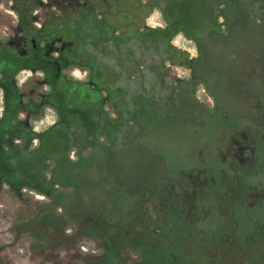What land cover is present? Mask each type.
<instances>
[{
	"label": "rangeland",
	"instance_id": "obj_1",
	"mask_svg": "<svg viewBox=\"0 0 264 264\" xmlns=\"http://www.w3.org/2000/svg\"><path fill=\"white\" fill-rule=\"evenodd\" d=\"M28 1L26 9L34 21V29L54 16L74 14L77 6L86 3H93L94 14L101 18L105 15L108 24L124 22L126 27L120 31L125 38L120 49L111 46L100 56L110 70L97 71L95 78L109 83L117 92L124 94L132 89L148 95L154 102L138 98L144 107L139 116L138 103L125 96L123 107L116 108V113L126 120L117 137L98 131L91 141H84L82 148V133L76 132V142L61 146L69 162L63 168L64 185L60 184L64 193L71 195L68 198L73 199L68 208H87L99 195L116 194L117 198H124L125 187L141 183L143 178L158 177L165 167L179 169L186 162L196 161L193 150L197 146L202 150L211 147L213 135L228 127L220 120L221 116L245 120L251 126L255 116H264V0ZM149 1L156 6L151 8ZM21 3L24 1L0 0V45L16 42L6 40L7 26L11 28L13 20H20ZM168 20H174V27L181 29L169 41L174 47L171 50L158 41L166 33L156 35L146 29L148 26L163 29ZM138 29L142 32L135 36ZM55 46H61V42ZM115 71H125L130 79L122 84L120 76L113 75ZM22 73L31 75L22 77ZM68 74L84 81L89 69L70 67ZM31 76L30 70H21L18 82L22 84ZM36 76L42 78L43 73L38 71ZM42 90L45 92L48 87L43 86ZM103 108L108 117H117L110 101H105ZM40 116L32 120L37 131L45 130L58 119L50 106L43 108ZM124 130L130 131L122 137ZM205 159L215 160L213 156ZM48 162L50 168L55 164L51 159ZM241 172L247 180L255 178L253 173ZM124 206L123 200L117 202L118 209ZM110 209L108 204L101 205L105 213Z\"/></svg>",
	"mask_w": 264,
	"mask_h": 264
},
{
	"label": "flooded vegetation",
	"instance_id": "obj_2",
	"mask_svg": "<svg viewBox=\"0 0 264 264\" xmlns=\"http://www.w3.org/2000/svg\"><path fill=\"white\" fill-rule=\"evenodd\" d=\"M13 24L18 29L19 20ZM7 30L6 40L15 39L24 61L0 66V116L8 96L28 101L37 90L29 80L18 82L21 70L37 75L29 62L35 38ZM49 91L50 85H40V95ZM220 120L228 127L213 135L211 147L193 150L195 162L125 187L124 198L99 195L75 209L68 208L69 194L55 205L35 193L28 196L41 208L28 211L0 201V264H264V116H255L252 126L229 116ZM119 200L124 209L117 208Z\"/></svg>",
	"mask_w": 264,
	"mask_h": 264
},
{
	"label": "trees",
	"instance_id": "obj_3",
	"mask_svg": "<svg viewBox=\"0 0 264 264\" xmlns=\"http://www.w3.org/2000/svg\"><path fill=\"white\" fill-rule=\"evenodd\" d=\"M22 1L24 3L18 8L20 20L15 32L35 38L37 50L29 62L31 66L38 67V71L42 70L44 75L42 78L35 75L29 79L28 82L37 90L28 101L8 96L6 112L0 116V201L18 202L20 209L28 211L41 208L34 206L30 197L32 194H47L55 205L63 203L67 198L64 197L66 193L60 188V184L64 185L62 180L66 171L63 168L69 162L68 154L61 146L70 144L71 141L76 142V132L82 133V148L85 146L84 141H91L98 131L109 137L116 134L117 137L121 124L126 120L121 119L116 108L123 107L125 96L138 103L139 116L144 107L140 106L138 98L149 99L150 102L152 100L148 95L136 93L132 89L124 94L123 91L117 92L109 83H101L95 78L97 71L110 70L108 65L102 63L100 56L111 46L120 49L125 38L124 32L120 31V28L126 27L124 22L108 24L105 15L101 18L94 14L93 3H86L77 6L76 13L54 16L51 21L42 22L39 28L34 29V21L26 9L28 0ZM148 5L151 8L156 6L150 1ZM168 21L167 27L163 29L149 26L146 29L156 35L166 33L167 36L161 40L158 38V41L166 50H171L174 47L169 41L181 29L174 27V20ZM141 32L138 29L135 36H139ZM41 42L46 45L42 46ZM57 42H61V46H55ZM13 43L15 42L0 45V66L4 61L11 65L24 61ZM105 48L107 49L102 52ZM44 49L47 53H43ZM75 66L89 69L87 80L80 81L69 76V68ZM112 73L120 76L122 84L130 79L125 71ZM45 83L50 85V91L40 95V85ZM102 91L107 93L106 97L102 96ZM105 101L111 102L117 117H108L103 108ZM45 106L52 107L57 112L58 119L45 130L37 131L33 128L32 120L42 117L40 111ZM18 112L23 116H17ZM142 117L145 119V116ZM84 131H88L87 134ZM128 131L130 130H124L122 137L127 136ZM35 141L37 145L34 144ZM50 159L55 161L51 168L48 162ZM48 172L50 176L47 175Z\"/></svg>",
	"mask_w": 264,
	"mask_h": 264
},
{
	"label": "clouds",
	"instance_id": "obj_4",
	"mask_svg": "<svg viewBox=\"0 0 264 264\" xmlns=\"http://www.w3.org/2000/svg\"><path fill=\"white\" fill-rule=\"evenodd\" d=\"M37 27H39V25H37ZM24 75H31V73H22V77H23ZM38 75H39V73H38Z\"/></svg>",
	"mask_w": 264,
	"mask_h": 264
}]
</instances>
